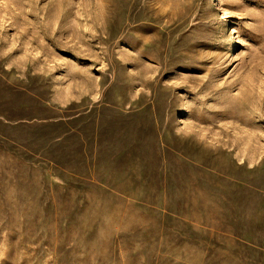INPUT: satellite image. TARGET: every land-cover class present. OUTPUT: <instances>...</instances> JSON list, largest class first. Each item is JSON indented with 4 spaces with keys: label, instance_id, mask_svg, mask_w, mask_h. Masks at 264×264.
<instances>
[{
    "label": "rangeland",
    "instance_id": "obj_1",
    "mask_svg": "<svg viewBox=\"0 0 264 264\" xmlns=\"http://www.w3.org/2000/svg\"><path fill=\"white\" fill-rule=\"evenodd\" d=\"M0 264H264V0H0Z\"/></svg>",
    "mask_w": 264,
    "mask_h": 264
}]
</instances>
